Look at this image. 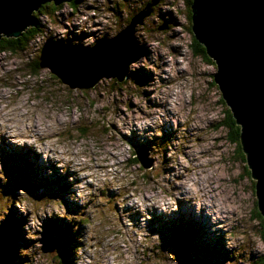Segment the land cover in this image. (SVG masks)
<instances>
[{
    "label": "rangeland",
    "instance_id": "obj_1",
    "mask_svg": "<svg viewBox=\"0 0 264 264\" xmlns=\"http://www.w3.org/2000/svg\"><path fill=\"white\" fill-rule=\"evenodd\" d=\"M152 1L74 0L73 6L64 1L52 13H35L41 31L34 34L22 50L0 51V116L6 109L18 105L12 108L10 115L17 116L21 123L22 116H30L33 123L27 131L49 151L63 149L61 154L84 156L92 161V169L111 168L112 181L127 182L116 189L111 186L112 181H103L105 186L97 190L98 196L93 193L86 202L76 204L66 199L70 190L67 177H76L75 182L86 178L78 177L68 165L60 174L55 161L47 156L46 160L42 159L44 153H37L34 145L27 144V138L24 145H17L0 137V178L3 179L0 209L8 213L0 224L11 219L26 222V217L15 208L23 206L28 219L44 228L43 237L40 235L43 228L36 229L34 239L39 248L24 264H71L72 247L65 243L66 252L62 254L51 225L57 228L60 224L68 225L69 234L74 237L72 224L57 218L55 212L45 220L39 216L41 210L53 208H62L66 217L73 219L78 229L75 233L80 234L79 246H83L89 226L95 220L93 230L103 233L102 238H111L107 248L112 258L110 264H128L125 254L131 257V264H224L231 258V250L225 248L223 238L247 236L246 232H238L244 216L256 221L251 225L252 232L264 243L263 223L254 212L257 210L255 180L241 147L231 139V129L221 125L230 110L213 81L214 61L206 54L193 52L191 19L188 18L191 12L185 0H155L151 5L150 13L133 32L134 50L138 48L135 52L140 54L127 66L134 71L128 72L126 67L122 80L101 78L91 88L71 89L48 68L35 64L47 37L68 41L81 49L93 47L100 40L109 39L110 33H117L127 24L129 15ZM88 39L94 43L86 46ZM100 67L96 66L95 70ZM20 109L28 111L21 115ZM161 111L167 119L161 117L162 122L155 125L159 136L154 132L149 138L136 131L130 134L121 131L128 124L134 129L137 120L151 119ZM34 125L38 131L32 129ZM146 130L153 131V126H147ZM194 146L199 149L198 153ZM77 148L79 153L75 152ZM177 153L190 165L197 159L204 161L196 167L210 174L201 183L215 184L212 191L217 193L216 199L225 207V212L210 217L201 206L197 214L195 204L178 200L177 210L165 214L153 209L148 213L150 220L146 221L134 207H120L116 201L128 193L129 188L133 189L129 195H142L147 199L156 191L161 177L179 180L181 176L176 173L180 167L184 168L185 176L193 171L177 160ZM28 154L31 159L26 161ZM139 158L150 162V166L143 168ZM27 162L33 166L30 172L23 169L28 166ZM49 168L51 174H48ZM33 181L35 185L30 186ZM59 182L65 187L63 193ZM163 182L175 190L171 180ZM87 186L94 187L91 182ZM138 187L147 194L137 193ZM52 189L58 193L48 194ZM159 194L168 195L164 189ZM238 214L242 215L238 218ZM21 225L8 239L14 250L13 264H20L17 247L30 243L24 241ZM175 228L181 229L182 239L168 231ZM47 237H51L47 245L55 241V249L42 252ZM100 243L97 240V245ZM251 251L249 245L238 244L231 254L245 257ZM263 255L255 259L249 255L246 264H254ZM37 256L40 259H36Z\"/></svg>",
    "mask_w": 264,
    "mask_h": 264
},
{
    "label": "water",
    "instance_id": "obj_2",
    "mask_svg": "<svg viewBox=\"0 0 264 264\" xmlns=\"http://www.w3.org/2000/svg\"><path fill=\"white\" fill-rule=\"evenodd\" d=\"M63 1L72 0H0V38L19 36L27 24H34V11L41 5ZM154 2L132 14L115 37L87 49L47 37L38 65L71 89L91 88L101 78L124 79L127 64L139 54L138 48L134 50L135 26L150 13ZM190 12L193 38L214 61L213 81L239 126L241 150L255 180L264 229V0H192ZM96 66L101 67L95 70ZM139 159L143 168L150 166ZM50 238L44 239L42 252L55 249V241L47 245Z\"/></svg>",
    "mask_w": 264,
    "mask_h": 264
},
{
    "label": "clouds",
    "instance_id": "obj_3",
    "mask_svg": "<svg viewBox=\"0 0 264 264\" xmlns=\"http://www.w3.org/2000/svg\"><path fill=\"white\" fill-rule=\"evenodd\" d=\"M134 35V34H133ZM116 36L115 32L109 34L107 38L111 39ZM94 41L88 39L85 41V45H91ZM127 71L132 72L133 69L127 66ZM35 103V102H34ZM172 106V101H169V107ZM18 105H13L12 108H17ZM12 108H8L5 112L0 116V137H4L6 140L13 144L24 145L25 138H27L28 145H34V149L37 153H44V156H41L42 159L44 157H51L53 161L56 163V167L60 170L68 165L72 171H74L78 177H83L86 179L76 181V177L69 175L67 177V182L69 185V191L66 193V199L78 203H84L90 197L91 194L96 193L98 196V189L104 188L103 181H112L113 169L109 168L107 170H94L91 168L92 161L87 160L84 156L79 155H71V154H61L63 149L59 152L57 151H49L44 144L39 143L37 139L32 136L26 129L31 128L33 123L30 116H22L23 122L21 123L17 116L10 115L12 112ZM28 109H20L21 115L24 112H27ZM161 117L167 119V116L163 111L156 113L151 119L146 120H137L135 122V128L133 129L131 124H128L125 127L121 128V131L130 134L132 131H136L138 135H148L149 138L154 135L159 136V129L155 128V125L160 124ZM147 126H153V131H147ZM194 151L198 153L199 149L194 146ZM76 153L80 152V149H75ZM169 155H173L170 151ZM191 158V153H189ZM177 160H179L184 167L192 168L193 171L189 172L187 176L184 175V168L180 167L177 175H180L181 178L179 180H174L172 177H161L158 181V185L156 186V191L150 195H148L147 199H144L142 195H129L133 189L129 188L128 193L121 196L116 202L120 205L121 208H124L125 205L128 208H135V210L140 213L144 220H150V215L148 213H152V210L155 209L157 212H163L165 214H170L171 212L177 210V201H190L192 204H195V212L197 214L200 213L201 206L204 207V212L206 215L212 217L220 216L222 212H225L226 209L223 205L219 204L216 197L217 193L212 191V188L215 187L213 183L211 186L208 185L207 182L201 183L202 180L205 179L207 175L210 173H206L200 167H196V165L203 164L204 161L202 159H197L192 165L188 163L187 160H183L179 154H176ZM46 160V159H45ZM98 162V161H97ZM87 164L88 167H84ZM174 167L176 165H173ZM48 174H51L52 169L49 168ZM151 172L152 170L149 169ZM106 172L108 173L106 175ZM61 174V173H60ZM165 179L171 180L172 183L176 186L175 190L170 187L169 184L164 183ZM88 182H91L94 186L93 188H89ZM126 181H120L117 179L116 181H112L111 186L113 188L119 189L122 184H126ZM0 184H3V179L0 178ZM164 189L168 195H160V190ZM137 193L144 192L147 194L146 190L143 188H137ZM127 196V198H125ZM12 208V207H10ZM9 208V209H10ZM20 214H23L26 217V222H24L21 227L23 229V239L24 241H30L27 245H20L16 249V256L20 261V264H24V261L29 259V256L38 250L39 245L35 243L34 233L36 229L43 228L38 222H34V220H29L26 214V210L23 206L15 207ZM45 211H47V216H45ZM56 213L57 218H63L72 224V231L75 233L78 229L74 226V221L71 218L66 217L62 208L60 209H45L39 212V216L44 220L46 218L53 217V213ZM8 213L3 212L0 209V221H3ZM115 215L114 213L112 214ZM239 215L238 214V218ZM95 220L93 221V225L95 224ZM126 224L129 222L126 220ZM256 221L249 220L247 216H244L243 223L241 227L238 229V232H246L247 236H240L239 239L236 237H225L224 246L226 249H230V257L225 260L224 264H246V261L250 258L255 259L258 255L264 254V243L261 242L260 237L258 235H254L251 229V225L255 224ZM93 225L89 226V231L86 233L84 237L83 246H79L80 234L75 236L76 243L72 247V256H71V264H110L111 256L107 251L109 243H111V238H102L103 233H100L99 230H93ZM129 228H131V224H129ZM213 230V229H212ZM214 231V230H213ZM43 231L40 235L43 237ZM89 237H95V239H89ZM97 240H100L101 243L97 245ZM249 245L252 249L251 253H246L245 257H238L232 255V250L236 245ZM253 254L255 257L253 258ZM125 258L128 261V264H131V257L125 254ZM36 259H40L39 256ZM66 264V262H65Z\"/></svg>",
    "mask_w": 264,
    "mask_h": 264
},
{
    "label": "trees",
    "instance_id": "obj_4",
    "mask_svg": "<svg viewBox=\"0 0 264 264\" xmlns=\"http://www.w3.org/2000/svg\"><path fill=\"white\" fill-rule=\"evenodd\" d=\"M191 1L192 0H185V3L187 5V7L189 6V8H190ZM69 4H71L72 6L75 5L74 0L70 1ZM58 8H59V5H54L52 2L45 3L44 5H41V7H39L36 11H34L35 24H33L32 26H26V29L23 30V32L17 37H1L0 38V51L1 52L2 51L3 52L4 51L13 52V51L22 50L27 45L28 41L34 37V34L38 33V31L39 32L41 31L40 26H39L40 25L39 20L36 19L35 13L36 12L40 13L41 11H43L45 13H52V12L56 11ZM190 15H191V13L189 14L188 18H190ZM130 17L131 16L129 15L128 18L130 19ZM129 19H127V22ZM192 42H193L194 54L204 56L205 55L204 47L201 44H199L193 37H192ZM211 63H212V61H211ZM35 64L38 65V62L35 61ZM226 114H227V118L223 120V123L221 125L226 126V127L231 129V139H232V141H234L237 144V147L240 148L239 126L235 123L234 118L232 117L230 112L227 111ZM227 119H229V120H227ZM14 153H16V152H14ZM17 155H18V153H17ZM29 159H31V158L28 154V156L25 160L27 161ZM22 160H24V158H22ZM133 161L136 162V158H134ZM27 163H28V166L23 168V169L30 172L32 170L33 166H31V164L29 162H27ZM31 163H33V162H31ZM29 180H30V178H29ZM35 183H36V181L31 182L30 186L35 185ZM43 183H45V181ZM59 184H60L59 190H61V192L63 193L64 192L63 189H65V187L61 182H59ZM51 185H53V182H51ZM55 192H56V190H53V189L51 191H47L48 194H51V193L57 194L58 193V191L56 193ZM1 194H2V196H4L3 193H1ZM254 212L256 214V217H258L262 222V217L260 216L259 212L256 209L254 210ZM79 222L81 223L82 220H79ZM19 223H20V225L22 224L20 219H11V221L4 222L3 225L0 224V249H1L0 264H13L11 261V258H12V255L14 253V250H11L12 247H10V243H9L10 241L9 240L12 236L15 235V232L19 229V226H20V225H18ZM60 223H62V220L59 221V224ZM51 227H53V229H54L53 234L55 235L56 241L58 240L57 242L59 244L60 249L62 250V254L65 255V252H66L65 246L68 243L70 244L71 247L74 246V244L76 243L74 237L76 236L77 233L73 232V235H74V237H73L71 234H69L71 228L68 225H64V224H60L59 228H57V226H53V225H51ZM168 231L170 232V234L173 233V235H177V239H182L181 229L175 228V229H172L171 231L170 230H168ZM263 235H264V229H263ZM67 237H68V239H67ZM60 239H63V240H60ZM263 240H264V237H263ZM65 243H66V245H65ZM9 255H10V257L7 258ZM254 264H264V255L262 257L260 256L257 259V261L254 262Z\"/></svg>",
    "mask_w": 264,
    "mask_h": 264
},
{
    "label": "bare ground",
    "instance_id": "obj_5",
    "mask_svg": "<svg viewBox=\"0 0 264 264\" xmlns=\"http://www.w3.org/2000/svg\"><path fill=\"white\" fill-rule=\"evenodd\" d=\"M156 1H157V0H156ZM63 2H64V1H63ZM60 3H61V2H60ZM60 3H59V4H60ZM59 4H58V5H59ZM34 24H35V22H34ZM27 26H29V25L27 24ZM138 53H139V52H138ZM139 54H140V53H139ZM137 55H138V54H137ZM25 115H26V114H25ZM28 129H29V128H27L26 130H28ZM32 129L35 130V131H38V130H39V129L37 128L36 125H34V127H32ZM239 143H240V140H239ZM240 147H241V143H240ZM56 184H58V183H56Z\"/></svg>",
    "mask_w": 264,
    "mask_h": 264
}]
</instances>
